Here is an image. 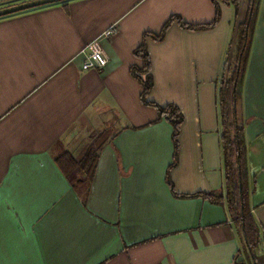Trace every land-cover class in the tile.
<instances>
[{"label":"crops","instance_id":"obj_1","mask_svg":"<svg viewBox=\"0 0 264 264\" xmlns=\"http://www.w3.org/2000/svg\"><path fill=\"white\" fill-rule=\"evenodd\" d=\"M248 1L235 13L216 0L209 29L173 20L158 41L172 15L210 23L212 1L66 0L0 17V264H264V0L238 104L261 227L253 260L226 204L195 195L224 186L217 88ZM96 39L107 64L84 70L79 51ZM142 42L147 100L182 114L171 167L172 123L141 101L131 73ZM99 136L88 179L61 171L60 154L79 159Z\"/></svg>","mask_w":264,"mask_h":264},{"label":"trees","instance_id":"obj_2","mask_svg":"<svg viewBox=\"0 0 264 264\" xmlns=\"http://www.w3.org/2000/svg\"><path fill=\"white\" fill-rule=\"evenodd\" d=\"M211 1L215 7V15L210 23L188 24L178 16L172 15L164 23L162 29L158 34L151 35L152 38L157 41L161 40L169 24L173 20H176L179 25L182 26V28L184 27L191 30L205 28L209 29V27L219 19L220 15L216 0ZM222 1H228L229 3H232L236 13L238 0ZM258 8L259 0L248 1L246 17L243 22L237 24V26L235 27V38L229 43V48L226 53L227 56L225 66H223L224 68L222 71V76L219 80L217 88V97L221 119L220 145L223 156L224 186L221 190L218 191H211L206 193L199 192L195 194L205 197L212 202L226 204V209H228L229 214L241 231V235L244 241V247L246 248L247 253L246 259H248L249 262L253 260L251 257L252 252L260 244L261 227L252 217L251 208H249V194L251 190L247 172V144H245L246 140L243 131L245 129L246 120L241 118V116L239 115L238 104L242 97L243 81L246 74L247 63L250 55L249 52L251 50V44L257 22ZM144 35L146 36L145 33ZM134 52L135 55H137L138 58H141L143 61V66H141L140 68H131L133 77L138 80L139 84H141L142 87V91L140 94L141 101L146 105L153 106L157 110L158 115L160 117L163 116L169 119L173 126V133L171 134L174 139V154L172 163L170 165L171 167L177 161L176 138L178 135L179 126L182 121V114L175 105L168 104L165 106H160L155 102L147 100V95L149 94L153 85V77L150 72V60L144 42L139 44V47L135 49ZM224 74L226 78L224 77ZM100 136L95 138L90 143L88 148L85 149L86 151L79 159H75L69 152L60 154L55 159V161L61 171L65 172L69 171L70 169L74 170L75 168H77L85 175L86 179H88L90 177L89 175L92 174L95 168L98 149L102 145ZM169 169L166 172L167 175L169 173Z\"/></svg>","mask_w":264,"mask_h":264},{"label":"built area","instance_id":"obj_3","mask_svg":"<svg viewBox=\"0 0 264 264\" xmlns=\"http://www.w3.org/2000/svg\"><path fill=\"white\" fill-rule=\"evenodd\" d=\"M118 31L116 23L110 25L106 31L101 33L103 37L114 36ZM79 55H82V69H100L107 64V58L104 51L99 47L98 39L87 43L83 48L80 49Z\"/></svg>","mask_w":264,"mask_h":264},{"label":"water","instance_id":"obj_4","mask_svg":"<svg viewBox=\"0 0 264 264\" xmlns=\"http://www.w3.org/2000/svg\"><path fill=\"white\" fill-rule=\"evenodd\" d=\"M63 0H27L17 4L0 8V17L16 13L30 8L39 7L51 3L61 2Z\"/></svg>","mask_w":264,"mask_h":264},{"label":"rangeland","instance_id":"obj_5","mask_svg":"<svg viewBox=\"0 0 264 264\" xmlns=\"http://www.w3.org/2000/svg\"><path fill=\"white\" fill-rule=\"evenodd\" d=\"M75 172H76V171H75ZM75 172H74V174H73V175H76V174H77V173H75Z\"/></svg>","mask_w":264,"mask_h":264}]
</instances>
